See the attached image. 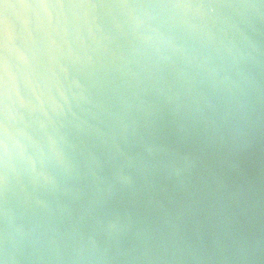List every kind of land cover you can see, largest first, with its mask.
Masks as SVG:
<instances>
[{"label":"clouds","instance_id":"obj_1","mask_svg":"<svg viewBox=\"0 0 264 264\" xmlns=\"http://www.w3.org/2000/svg\"><path fill=\"white\" fill-rule=\"evenodd\" d=\"M0 264H264V0H0Z\"/></svg>","mask_w":264,"mask_h":264}]
</instances>
